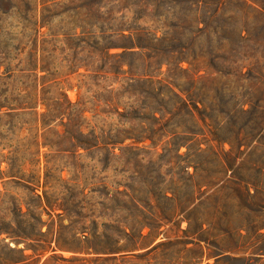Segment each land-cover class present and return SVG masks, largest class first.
<instances>
[{
  "label": "rangeland",
  "instance_id": "374dc122",
  "mask_svg": "<svg viewBox=\"0 0 264 264\" xmlns=\"http://www.w3.org/2000/svg\"><path fill=\"white\" fill-rule=\"evenodd\" d=\"M25 1L0 0L4 5V9H0L1 228L22 230L41 245L52 242L58 253L70 256L74 253L72 249L82 245L83 237L60 206L66 194L63 193L64 181L75 192L94 191L90 196L98 199L105 194L116 195L131 178L142 181L156 178L157 183L159 181L155 186L157 193L177 185L178 193L185 197L183 183L177 179L197 173V182L208 183L222 176L216 156L210 151L202 153L197 163L185 168L176 158L172 162L161 159L164 148L174 146L166 145L165 140L155 147L148 141L147 145L130 148L120 145L114 150L56 145L64 128L56 112L44 117L48 110L45 98L51 103L65 98L77 103L85 94V88H80L83 81H88L95 89L89 78L90 71L69 66L65 58H70L71 52L61 40L64 33L74 32L77 25L91 19L95 9L92 5L97 0H34L31 8L28 0ZM244 1L247 4L236 7L233 27L220 50L219 67L199 64L190 67L187 73L175 69L169 77L164 66L160 78L170 82L176 77L178 87L189 90L207 121V126H203L206 135L199 138L210 139V142L208 145L203 140L201 146L214 148L221 160L232 165L222 187L208 189L204 186L205 203L189 206L194 217H202L205 212L213 214L212 228L201 235L234 247L239 255L255 257L256 249L264 250V16L255 10L262 7L264 0ZM44 13L51 17L50 22L40 27ZM36 21L40 27L37 55L34 53L36 35L32 31ZM81 31L77 28L78 34ZM44 40L52 43L43 44ZM43 45L48 49L56 47L51 56V73L42 69ZM28 63L37 64L34 73L24 70ZM184 66L189 67V64ZM109 81L98 82L107 84ZM178 87L174 86L176 90ZM86 116V121L81 119L85 126L88 122L103 123L99 118L93 119L91 111H87ZM44 119L49 121L50 128L44 125ZM103 119L113 125L117 123L116 118ZM83 130L88 132L89 128ZM49 141L55 145H48ZM143 146L146 148L140 149ZM186 151L187 147L182 146L179 152L185 154ZM138 189L140 195L146 197L148 187L141 184ZM46 196L50 197L52 206L47 204ZM198 223L194 224V231H198ZM49 226L51 233L45 235ZM187 226L184 221L182 228ZM207 228L205 224L204 229ZM148 232L146 229L145 234ZM168 233L172 238L177 236L176 231ZM200 233H191L190 237L198 238ZM85 235L92 238L89 231ZM178 236L186 237L182 231ZM10 245L33 255L29 260L31 264H42L48 255L28 248L29 241H21L19 245L12 241ZM2 246L0 244V251ZM2 255L18 257L19 254L5 251ZM163 260L158 253L155 263L162 264Z\"/></svg>",
  "mask_w": 264,
  "mask_h": 264
},
{
  "label": "trees",
  "instance_id": "16d2710c",
  "mask_svg": "<svg viewBox=\"0 0 264 264\" xmlns=\"http://www.w3.org/2000/svg\"><path fill=\"white\" fill-rule=\"evenodd\" d=\"M35 1L28 0L30 8ZM244 4H247L244 0H97L92 5L94 11L90 9L91 19L77 25L74 32L64 33L61 42L71 52L66 61L69 66L85 67L90 71L89 78L95 89L88 81H83L80 88H85V94L77 103L67 98L51 103L45 98L48 110L44 117L56 112L64 128L56 145L114 150L120 145L127 148L147 145L148 141L155 147L165 140L166 145L174 146L165 147L159 156L161 159L172 162L176 158L185 168L197 163L202 153L210 151L216 156L222 176L208 183L197 182V173L177 179L183 183L185 197L178 193L177 185L157 193L155 186L159 181L157 183L156 178L145 181L131 178L116 195L105 194L98 199L90 196L94 191L75 192L64 181L63 193L66 194L60 206L77 226V233L83 237L82 245L72 249V255L65 256L57 252L52 242L41 245L22 230L0 227V244H3L0 264H31L29 260L33 255L12 247V241L16 245L29 241L28 248L48 254L42 264H156L158 253L164 258L162 264H264L261 248L255 250V257L242 256L234 252V247L201 235L212 228L213 214L205 212L202 217H194L189 206L205 203L207 198L202 199L206 191L204 186L208 189L222 187L232 165L221 160L214 148L201 146L203 140L208 145L210 142V139L199 138L206 135L203 126H207V121L189 90L178 87L174 76L170 82L160 78L164 66H167L169 77L175 69L187 73L190 67L199 64L219 67L220 50L233 27L238 12L236 7ZM3 6L0 4V9H4ZM255 10L264 16V4ZM50 18L44 13L40 27L48 24ZM33 26L37 55L40 27L37 21ZM77 28L82 30L80 34ZM242 38L247 39L243 35ZM46 43L52 42L44 40L43 44ZM55 51L56 47H42V69L49 73ZM185 63L189 67H185ZM24 70L34 73L37 64L28 63ZM99 80L110 81L102 84ZM87 111L93 113V119L99 118L103 123L92 125L88 122L85 126L81 119H88ZM103 117L116 118L117 123H107ZM48 122L44 119L46 127L51 125ZM50 142L47 144L55 145ZM182 146L187 147L185 154L179 152ZM144 148L146 146L140 149ZM49 177L47 172V180ZM141 184L148 187L146 197L140 195L138 187ZM46 202L52 206L50 197L46 196ZM184 221L188 223L186 229L182 228ZM196 223L198 231H194ZM205 224L207 229H204ZM146 229H149L147 234ZM169 230L176 231L177 236L172 238ZM87 231L91 239L85 235ZM180 231L185 238L178 236ZM199 232L198 238L190 237L191 233ZM50 233L49 226L45 235ZM5 251L19 255L6 257L2 255Z\"/></svg>",
  "mask_w": 264,
  "mask_h": 264
}]
</instances>
